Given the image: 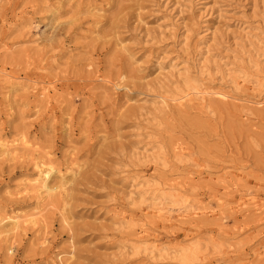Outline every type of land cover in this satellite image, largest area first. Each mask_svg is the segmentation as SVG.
<instances>
[{"label": "rangeland", "instance_id": "obj_1", "mask_svg": "<svg viewBox=\"0 0 264 264\" xmlns=\"http://www.w3.org/2000/svg\"><path fill=\"white\" fill-rule=\"evenodd\" d=\"M178 1L0 0V67L57 85L44 97L41 84L11 90L0 75V138L39 147L0 157V216L41 205L23 187L37 160L68 179L44 202L46 230L13 234L0 264H58L60 253L64 264H264V0ZM187 78L198 88L180 103ZM144 178L174 215L208 213L145 218ZM144 225L164 248L149 262L130 245Z\"/></svg>", "mask_w": 264, "mask_h": 264}, {"label": "bare ground", "instance_id": "obj_2", "mask_svg": "<svg viewBox=\"0 0 264 264\" xmlns=\"http://www.w3.org/2000/svg\"><path fill=\"white\" fill-rule=\"evenodd\" d=\"M181 2H184L183 0H180V2H176L177 4H181ZM168 4V3H167ZM166 4V5H167ZM172 11V10H171ZM176 23V22H173ZM31 25V23H30ZM29 25V27H30ZM35 42H39L38 39L35 40ZM4 76L6 78L7 83L9 84V87L11 90L15 88H23L28 90L29 89V82H31L34 86L33 88L37 89V83L41 84V86L38 89V93L44 97L48 96L51 91L57 90V85L53 84V82H46L43 81L44 76H40L39 78H42L41 81H38L36 79L30 78L29 76H21L19 74L8 72L4 65L0 67V75ZM46 82V83H45ZM189 87V91L185 94L184 92L179 94V97H174L175 100H183L185 99L190 93L193 91H196L198 88L196 84H194L193 79L187 78L185 82ZM195 93V92H193ZM198 93V92H197ZM221 93V92H216ZM223 94V93H222ZM193 98H190L189 101H192ZM203 99V98H202ZM182 103V101L180 102ZM39 149L38 145L30 140V138L26 135L17 136L14 139H7V138H0V157H6L8 159H16L23 157L27 152L33 153L37 152ZM147 151L144 152V159L148 161H153V156H146ZM37 160V159H36ZM35 170H36V177L35 178H28L25 181V184L23 185L24 189L31 190L36 192V198L38 200V205H40L36 211L28 216L25 217L23 215L17 214V213H11L7 214L5 213L4 216H0V245L5 242L8 244L10 241V237L13 234H16L17 232H20L22 229H24L26 226L32 225L36 227L38 232L40 233L41 230H46L45 222H46V216L44 215L45 205L44 202L47 197L49 198H57L60 199L62 196H64L65 193V186L67 184V177L65 176V173L61 168H58L54 165L52 161L47 162L45 160H37L35 163ZM186 173L184 174L185 177H182L185 181H193L195 180L193 176H190L189 171L186 169ZM67 175V174H66ZM71 175H75V172L72 170ZM54 177L56 179H54ZM232 177L230 175L222 176L218 179H216L217 184L223 185L224 192L220 194L217 198V203L222 206L227 202V199L230 197L228 192V185L229 178ZM137 179H132L131 182H135ZM214 180V179H213ZM158 184H152L150 183V179H142L138 182V188L145 187L143 194L140 193V205H145L146 202H148V198H144L145 194H152L153 197V206L151 207V211H147L143 215L146 218L147 215L152 214L155 218L163 221L167 224H172L174 221H178L183 223L188 218H193L200 213H208V208L206 207H198V208H190L186 207L187 212L182 213H176L175 215L172 213L170 209H167L165 207L166 205V196L165 194H156L154 191L149 192V186L154 187L156 190H158L159 186ZM137 189V188H136ZM251 200H248L244 197H241L239 201H237L238 207L244 209V207L248 204V202ZM264 205L259 204L256 208L257 210H263ZM150 209V207H148ZM144 212V209H143ZM213 213V212H212ZM136 218L132 217L129 219V221L136 225L137 222H135ZM64 223L69 224L70 223V217L64 216L63 218ZM175 222V223H176ZM138 230L140 232H136V237H133L132 240L134 241V244H131V247L135 250V254L137 256H143L144 259L149 262L154 259V256L157 253L162 254L164 251V248L160 247L156 243V236H154L150 229L147 228L145 225L140 227ZM46 233V232H45ZM44 240L42 241V244H45L47 242V236L43 237ZM151 241V243H149ZM181 249V248H180ZM7 251L12 256L14 253V247L11 243L7 245ZM178 251V250H177ZM175 251V252H177ZM195 251L192 250L190 256L192 257V260L194 261ZM71 253V252H70ZM187 254H185L184 257ZM59 263L58 264H64L66 262V258L63 259V256L61 253L59 254ZM186 260V259H184Z\"/></svg>", "mask_w": 264, "mask_h": 264}]
</instances>
